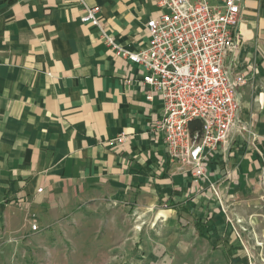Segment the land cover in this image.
Segmentation results:
<instances>
[{
	"label": "crops",
	"instance_id": "1",
	"mask_svg": "<svg viewBox=\"0 0 264 264\" xmlns=\"http://www.w3.org/2000/svg\"><path fill=\"white\" fill-rule=\"evenodd\" d=\"M83 6L97 7L104 31L131 51L146 45V23L162 10L156 0H0V234L20 229L24 213L40 231L75 202L135 199L168 230L228 247L234 241L219 235L231 234L232 207L264 198V0H242L226 60L253 74L239 91L247 130L211 155L202 177L169 163L154 129L162 103L147 102L141 68L81 22ZM138 247L148 260V241Z\"/></svg>",
	"mask_w": 264,
	"mask_h": 264
},
{
	"label": "built area",
	"instance_id": "2",
	"mask_svg": "<svg viewBox=\"0 0 264 264\" xmlns=\"http://www.w3.org/2000/svg\"><path fill=\"white\" fill-rule=\"evenodd\" d=\"M156 1L162 10L146 23L149 38L135 51L104 31L97 7L83 6L81 22L99 30L114 56L141 68L142 82L149 88L145 100L162 103L154 129L169 163L181 174L202 177L211 155L247 130L240 117L239 91L253 74L234 70L226 61L236 48L242 0ZM194 122L199 128L191 130ZM124 140L120 135L116 143ZM31 231L38 226L32 224Z\"/></svg>",
	"mask_w": 264,
	"mask_h": 264
},
{
	"label": "rangeland",
	"instance_id": "3",
	"mask_svg": "<svg viewBox=\"0 0 264 264\" xmlns=\"http://www.w3.org/2000/svg\"><path fill=\"white\" fill-rule=\"evenodd\" d=\"M140 207L135 199L78 201L40 231H31L32 224L38 226L36 216L24 213L20 229L0 234V264H232L228 257L235 254L236 264H264L261 194L232 207L234 214L226 221L232 235L225 229L219 240L232 239L235 245L224 248L201 245L200 238L206 237L195 243L196 234L168 230ZM182 238L191 241L185 246ZM139 240L148 241L142 248L148 260L138 258Z\"/></svg>",
	"mask_w": 264,
	"mask_h": 264
},
{
	"label": "trees",
	"instance_id": "4",
	"mask_svg": "<svg viewBox=\"0 0 264 264\" xmlns=\"http://www.w3.org/2000/svg\"><path fill=\"white\" fill-rule=\"evenodd\" d=\"M194 123H196V122H194ZM198 128H199V125L196 126V127H192V124H191V130H195V129H198Z\"/></svg>",
	"mask_w": 264,
	"mask_h": 264
}]
</instances>
